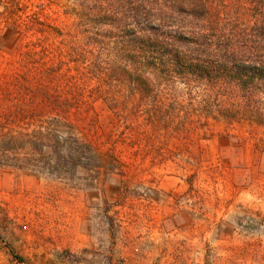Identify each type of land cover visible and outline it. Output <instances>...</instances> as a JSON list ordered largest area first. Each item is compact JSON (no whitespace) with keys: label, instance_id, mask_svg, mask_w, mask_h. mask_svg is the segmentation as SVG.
I'll use <instances>...</instances> for the list:
<instances>
[{"label":"rangeland","instance_id":"obj_1","mask_svg":"<svg viewBox=\"0 0 264 264\" xmlns=\"http://www.w3.org/2000/svg\"><path fill=\"white\" fill-rule=\"evenodd\" d=\"M73 5L0 0V264H264V130L140 134L137 97L87 82ZM70 135L122 166L41 171L38 137Z\"/></svg>","mask_w":264,"mask_h":264},{"label":"trees","instance_id":"obj_2","mask_svg":"<svg viewBox=\"0 0 264 264\" xmlns=\"http://www.w3.org/2000/svg\"><path fill=\"white\" fill-rule=\"evenodd\" d=\"M231 3L75 0L72 14L83 39L73 54L85 63L87 82L122 89L112 94L115 103L125 91L131 96L123 102L138 98L137 116L144 119L138 132L145 136L183 133L198 119L264 130V0ZM110 161L107 168L98 145L81 137H38L41 171L122 166L117 154Z\"/></svg>","mask_w":264,"mask_h":264}]
</instances>
